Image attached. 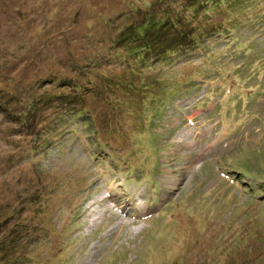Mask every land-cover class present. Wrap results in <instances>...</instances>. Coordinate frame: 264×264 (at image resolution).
Instances as JSON below:
<instances>
[{"label": "rangeland", "instance_id": "1", "mask_svg": "<svg viewBox=\"0 0 264 264\" xmlns=\"http://www.w3.org/2000/svg\"><path fill=\"white\" fill-rule=\"evenodd\" d=\"M0 264H264V0H0Z\"/></svg>", "mask_w": 264, "mask_h": 264}, {"label": "trees", "instance_id": "2", "mask_svg": "<svg viewBox=\"0 0 264 264\" xmlns=\"http://www.w3.org/2000/svg\"><path fill=\"white\" fill-rule=\"evenodd\" d=\"M167 20V19H165ZM164 20V21H165ZM158 20H148L144 23L137 24V31L136 35L132 32H125L122 34L121 42L122 45L129 48L133 46V51L138 52L143 59H145L146 55H152L154 52L157 51L155 49V46L162 44L169 39L168 32V25L157 27L156 24L158 23ZM174 23V22H171ZM158 28V29H156ZM177 34L172 39V36L170 37V41H176L178 42L180 37L178 31H176ZM174 42L170 44L169 46H174ZM159 52V51H157ZM147 53V54H146Z\"/></svg>", "mask_w": 264, "mask_h": 264}]
</instances>
